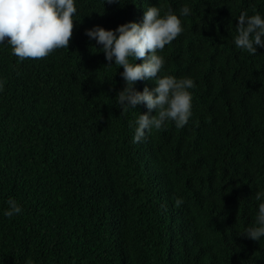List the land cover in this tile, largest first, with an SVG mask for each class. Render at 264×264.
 <instances>
[{
  "label": "trees",
  "instance_id": "trees-1",
  "mask_svg": "<svg viewBox=\"0 0 264 264\" xmlns=\"http://www.w3.org/2000/svg\"><path fill=\"white\" fill-rule=\"evenodd\" d=\"M185 5L183 32L158 54L161 75L193 79L192 115L134 143L129 122L147 109L121 112L123 68L85 30ZM76 7L68 49L20 61L0 45V264H264V241L241 234L264 190V48L233 42L236 17L264 0ZM9 198L19 215H3Z\"/></svg>",
  "mask_w": 264,
  "mask_h": 264
},
{
  "label": "clouds",
  "instance_id": "clouds-1",
  "mask_svg": "<svg viewBox=\"0 0 264 264\" xmlns=\"http://www.w3.org/2000/svg\"><path fill=\"white\" fill-rule=\"evenodd\" d=\"M191 11L185 5L177 15L171 9L162 12L159 6H147L139 22L129 21L115 29L94 25L85 30V35L101 46L98 50L104 53L106 66L123 68L120 76L125 86L115 96L121 112L141 104L147 109L129 122V127L134 128V143L142 141L146 132L161 129L168 121L183 128L192 115L193 79L161 75L165 60L158 54L183 32L180 17H187ZM76 13V0H0V45H9L11 54L20 61L38 60L56 49H68ZM236 19L235 47L255 56L258 47L264 48V13L241 11ZM138 59L140 63H136ZM142 80H152L155 87L146 86L138 91L135 84ZM255 199L260 201L255 222L241 234L260 242L264 241V190H258ZM176 203L181 201L178 199ZM6 204L5 217L22 212L15 199H7Z\"/></svg>",
  "mask_w": 264,
  "mask_h": 264
}]
</instances>
